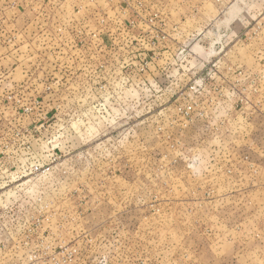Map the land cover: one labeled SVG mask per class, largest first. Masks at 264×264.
<instances>
[{
	"label": "rangeland",
	"instance_id": "374dc122",
	"mask_svg": "<svg viewBox=\"0 0 264 264\" xmlns=\"http://www.w3.org/2000/svg\"><path fill=\"white\" fill-rule=\"evenodd\" d=\"M0 264H264V0H0Z\"/></svg>",
	"mask_w": 264,
	"mask_h": 264
}]
</instances>
